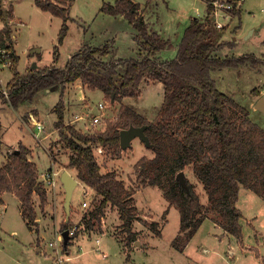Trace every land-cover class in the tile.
<instances>
[{
    "label": "rangeland",
    "instance_id": "374dc122",
    "mask_svg": "<svg viewBox=\"0 0 264 264\" xmlns=\"http://www.w3.org/2000/svg\"><path fill=\"white\" fill-rule=\"evenodd\" d=\"M14 1L15 16L21 19L13 26L17 36L13 45L20 56L17 70L21 74L26 73L29 66L38 68L55 63V46H58L60 52L56 62L58 66H64L70 56L84 44L100 46L113 40V52L106 60L139 55L133 26L122 16L101 11L105 2L114 3L116 0H76L70 9L67 35L61 43L59 31L64 22L62 17H56L50 11L38 7L36 0ZM134 1L144 7L140 8V12L151 23V27L160 30L164 38H171L176 43L181 40L183 30L192 17L204 18L207 15L205 0ZM10 4L7 3L6 6ZM223 10L227 12L228 9L223 7ZM238 10L240 14L236 15ZM219 12L218 20L224 23L219 32L220 41L225 44L217 55L226 57L253 53L264 58V0H244L241 7L229 9L231 16L226 12ZM10 19L7 15L11 26ZM4 23L2 21L0 26L3 27ZM33 49H40V54H35ZM176 52L175 48H167L159 55L162 59H167L174 57ZM12 77L10 65L0 61L2 86L5 87ZM212 77L221 90L248 109L250 119L264 128V112L254 107L255 100L264 95V65L223 67L213 70ZM141 88L142 94L139 97H126L124 103L133 105L156 122L164 99V86L143 82ZM60 94L59 88L51 91L44 89L35 95L33 101L25 100L15 104L0 101V163H6L8 154L13 151L25 146L28 153H31L29 147H32L35 149L34 161L38 163L40 172L55 168L60 175L57 176L56 194L45 190L48 196L45 206L50 204V210L46 213L45 207H41L40 197L34 194L37 215L48 217L46 230L40 229L41 233L27 226L21 214L20 199L11 192L3 194L4 202L0 204V264H264V199L244 186L240 189L238 201V207L243 211L241 244L208 217L185 251H179L172 246L173 238L180 232L181 214L176 206L169 207V201L158 186H146L139 179L136 163L142 156H154L153 149L140 137L132 139V147H126L118 161L112 159L114 155L111 150L102 148V152L101 146L95 148L101 170L117 171L126 185L135 189L134 208L137 215L133 230L138 232V239L131 244L134 251L126 252L116 240L121 239L123 245H126L127 234L115 206L109 204L101 221H95L91 227L83 221L84 214L92 207L95 191L82 180L74 189L70 215L66 214L62 172L69 170L74 177L78 180L79 178L76 170L67 167L70 149L63 142H59L60 136L55 124L58 116L54 110L60 101ZM86 94L85 100L80 90L76 96L71 94L70 101L66 99L64 124L73 125L78 131L94 134L105 129L106 122L115 118L122 102L112 103L101 89H87ZM63 100L65 104L64 97ZM83 105L88 106V112L79 119L78 126L70 120L78 116ZM30 113L36 114L45 126L42 131L34 125L35 116L27 123L24 122ZM97 114L102 119L97 124L89 123L92 116ZM44 138V141H39ZM50 151L55 162L51 160ZM184 172L199 193L202 204L207 206L208 194L192 166H188ZM85 190L87 195L84 194ZM84 200L88 202L87 206H83ZM166 209L169 211L167 216L164 215ZM66 222L71 226L79 225L78 236L65 249L61 247L62 242L59 240L61 248L54 249L50 243L58 241L59 231H64L63 224ZM154 222H157V229L162 231L161 236L152 228ZM35 224L36 220L33 226ZM97 240L100 241L99 244ZM40 243L42 248L38 250L37 245ZM232 248L235 250L233 258V254L229 252ZM249 248L254 251L246 252ZM59 252H62L61 256L67 263L57 260Z\"/></svg>",
    "mask_w": 264,
    "mask_h": 264
},
{
    "label": "trees",
    "instance_id": "16d2710c",
    "mask_svg": "<svg viewBox=\"0 0 264 264\" xmlns=\"http://www.w3.org/2000/svg\"><path fill=\"white\" fill-rule=\"evenodd\" d=\"M75 1L36 0L38 7L64 20L59 31L60 43L67 35L70 9ZM213 1L216 0L207 1L204 18H193L184 29L176 46L177 53L172 58L160 57L159 53L172 48L173 42L151 28L140 12L141 4L134 0H116L114 3L105 2L101 11L122 15L133 26L140 50L137 57L106 60L113 52V40L100 46L84 44L64 66H58L60 52L55 46V63L30 67L21 74L17 70L20 56L16 54L7 20L13 9L4 8V0H0V21L5 22L0 39L13 61L10 65L12 79L5 87L0 83V101L12 104L33 101L35 95L44 89H61L60 101L54 111L58 116L55 124L59 142L71 151L67 167L76 170L79 180L95 191L92 207L82 219L91 227L95 221H101L109 204L115 206L123 220L127 246L138 239V232L133 230L137 215L135 189L126 185L117 171L103 172L95 156V148L101 146L111 150L114 157H120L125 149L120 140L123 129L145 127L148 146L153 149L154 156L140 157L136 163L138 176L144 185L158 186L169 201V207L176 206L180 211V232L171 243L179 251L186 250L208 217L241 244L243 211L238 207L241 187L264 199V128L250 119L248 109L221 90L212 77L213 70L223 67L264 65V58L253 53L217 55L225 42L220 41V30L211 17ZM237 14H240L239 10ZM78 79L91 90L101 89L112 103H121L126 97H139L143 82H161L164 99L159 119L150 121L133 105L121 103L118 114L106 122L105 129L94 134L78 131L73 125L64 124L66 106L63 100L66 86ZM19 150V153L8 154L6 163L0 165V203L3 192H13L20 198L21 214L30 225L38 217L34 194L40 197L42 208L48 196L38 179L37 164L28 157V148L23 146ZM188 166H192L203 183L208 194L207 206L202 204L189 179L186 189L177 178L178 172ZM168 213L166 209L164 215ZM68 227V222L63 224V229ZM152 228L157 230L158 236L162 235L157 222ZM69 244L70 241L64 249Z\"/></svg>",
    "mask_w": 264,
    "mask_h": 264
},
{
    "label": "crops",
    "instance_id": "0c3cea01",
    "mask_svg": "<svg viewBox=\"0 0 264 264\" xmlns=\"http://www.w3.org/2000/svg\"><path fill=\"white\" fill-rule=\"evenodd\" d=\"M206 1H208V0H205V3H207ZM136 2V1H135ZM7 3H11L10 4V6H6L7 5ZM3 7L4 8H9V7H11L12 9H13V12H12V15L10 16V23L12 22V25L10 26L11 27V29H12V36L14 37V43L16 42V39H17V36H16V34H14V28H13V26H14V23L15 22H19L21 19H19V18H17L16 16H15V1L14 0H4V2H3ZM6 8V9H7ZM144 7L141 5V9H143ZM142 15H143V13H142ZM119 16H122V15H119ZM57 17V16H56ZM123 17V16H122ZM193 18H196V17H192L191 19H190V21L193 19ZM145 19H146V21H148V19L145 17ZM13 20V21H12ZM190 21H189V23H190ZM150 23V22H149ZM188 23V24H189ZM23 24V22L20 24V25H22ZM151 24V23H150ZM151 26V25H150ZM188 26V25H187ZM186 26V27H187ZM185 27V28H186ZM152 28V27H151ZM184 28V29H185ZM153 30H156V29H154V28H152ZM157 31V30H156ZM184 31V30H183ZM157 32H159L161 35H162V32L160 31V30H158ZM136 34V33H135ZM184 34V33H183ZM163 36V35H162ZM166 38H168V37H166ZM169 39H171V38H169ZM172 40V39H171ZM222 41V40H221ZM172 42H173V47L172 48H175L176 49V46H177V44L180 42V41H178L177 43L174 41V40H172ZM222 42H224V41H222ZM137 47L139 48V44L137 45ZM167 49H164L163 51H166ZM15 51H16V49H15ZM39 51H40V49H33V52L36 54V53H39ZM221 52V50L220 51H218L217 53H220ZM177 53V52H176ZM16 54H17V51H16ZM40 54V53H39ZM19 55V54H18ZM71 57V56H70ZM47 66V65H46ZM30 67V66H29ZM28 67V68H29ZM27 68V69H28ZM27 71V70H26ZM155 84H157V85H159V86H161V85H163L161 82H156ZM66 91H65V96H64V98H65V106H66V99H68L69 101L71 100V94L73 93L75 96L77 95V93H78V91L80 90V92H81V96H82V98L84 99V98H86L87 97V94H86V92H87V89H89V88H87V86L86 85H84L83 83H82V81L80 80V79H78V80H76L75 82H72V83H70V84H68L67 86H66ZM48 91H51V90H53V89H47ZM103 94L105 95V93L103 92ZM69 95V96H68ZM85 100V99H84ZM257 102H258V98H257V100H255V104H254V107H255V109H256V104H257ZM70 103V102H69ZM122 103H124V99L122 100ZM119 105V104H118ZM136 108V107H135ZM137 109V108H136ZM138 110V109H137ZM260 110V109H259ZM139 111V110H138ZM262 111V110H261ZM86 112H88V106H86V105H83L82 106V108H81V111H80V113L79 114H77L78 116H74V120H70V122H73V123H75V124H78L77 122L79 121V119H81V118H83L84 117V114H86ZM140 113H142L141 111H139ZM142 114H144V113H142ZM145 115V114H144ZM36 118H35V117ZM64 116H65V114H64ZM97 116H99V118L100 119H102V116L100 115V114H97V115H93L92 116V118L90 119V120H92L94 117H97ZM146 116V115H145ZM77 117V118H76ZM147 117V116H146ZM35 118V119H34ZM148 118V117H147ZM31 119H34V122H35V124L34 125H36V124H40L42 127H39L38 125H36V126H38V129L40 130V131H42L43 129H44V125L41 123V121H40V119L38 118V116L36 115V114H33V113H30L28 116H26L25 117V119H24V122H28L29 120H31ZM77 120V121H76ZM110 120H113V119H110ZM148 120H150L149 118H148ZM100 121V120H99ZM151 121V120H150ZM91 121H89V123H90ZM0 126H1V123H0ZM78 126H79V124H78ZM86 127V126H85ZM135 138V137H134ZM139 138V137H138ZM46 138H44V139H39V141L41 142V141H44ZM140 139V138H139ZM133 140L131 139V141H130V145H129V147L128 148H130V146L132 147V145H133ZM29 147V146H28ZM30 148V150H31V153H29V155H28V157H29V159L31 160V161H34V152H35V149L34 148H32V147H29ZM102 148H104V147H102ZM105 149V148H104ZM126 150L124 149L123 150V153L125 152ZM70 153H71V151L69 152V154L68 155H70ZM50 156L52 155L51 154V151H50ZM53 156V155H52ZM51 156V160L53 161V162H55V160H54V158ZM123 156V155H122ZM114 161H118V160H120L121 159V157H114V158H112ZM36 164H37V167H38V163L36 162V161H34ZM5 163V162H4ZM4 163H0V165H3ZM38 173H41L40 172V170H39V167H38ZM40 180V179H39ZM79 181V184L81 183L80 182V180H78ZM10 192V191H9ZM9 192H3L2 193V195H1V198H2V202L1 203H3L4 202V198L2 197L3 196V194L4 193H9ZM11 194H13V195H15L13 192H11ZM16 196V195H15ZM17 197V196H16ZM34 197V196H33ZM19 198V197H18ZM35 198V197H34ZM20 199V198H19ZM20 202H21V200H20ZM0 203V204H1ZM71 205H72V203H71ZM49 207H50V204L48 203L46 206H45V213H46V211L47 210H50L49 209ZM20 208H21V203H20ZM22 210V209H21ZM58 216V215H57ZM104 217V216H103ZM24 220L26 221V223H27V226H29V228L31 229V230H36L37 232H40V229H42V230H46L45 229V223H46V221L48 220V217L46 216V217H42L41 215L40 216H38V218L36 219V224H35V226H33V224H28V221H27V219H25L24 218ZM41 233V232H40ZM231 235V234H230ZM40 240V239H39ZM117 241H119L120 242V245H121V247L126 251V252H131V251H134V249H132L131 248V246H127V245H123V241H121V239H116ZM69 241H73L72 239H70ZM98 244H99V242H97ZM38 246V250H40V248H42V243H40V245H37ZM63 247H64V242H63ZM249 250H251V251H254L253 249H251V248H249V249H247L246 250V252H249ZM69 252V251H68ZM229 252H231V254H233V256H232V258L234 257V255H235V250H233V248L229 251ZM245 252V250H243V253ZM70 253V252H69ZM258 256V255H257ZM63 258V257H62ZM64 263H67V261H64Z\"/></svg>",
    "mask_w": 264,
    "mask_h": 264
},
{
    "label": "built area",
    "instance_id": "2783aa9c",
    "mask_svg": "<svg viewBox=\"0 0 264 264\" xmlns=\"http://www.w3.org/2000/svg\"><path fill=\"white\" fill-rule=\"evenodd\" d=\"M243 1L244 0H232V1L231 0H227V1L216 0V1H213L214 9L211 12L212 13L211 17H212L213 22H214V24L218 30H220L221 27H224V23H222V21L218 20V15L220 13L219 11L225 13L226 11L223 10V7H224L226 9H228L226 13H228L231 16V14L229 13V9L241 7ZM0 24H1V21H0ZM1 29H2V27L0 26V30ZM0 61H4L5 63H7L9 65H11L13 62L12 58L10 57L9 50L6 47L4 48V46L2 45L1 39H0ZM99 105L101 107L103 106L101 103ZM99 120H100L99 116L94 117L91 120V123L97 124V122ZM36 125H38L39 127H42L40 124H36ZM100 151L103 152L102 147L100 148ZM57 176H60V175L58 174V171L55 170V168H49L40 174V181L43 184V187L47 192L52 191V192H55V194H56L55 188H57V185H58ZM55 194H52V195L55 196ZM84 194L85 195L88 194L87 190H85ZM87 205H88V202L86 200H84L83 206H87ZM68 221H70V218L68 219ZM78 228H79V225L71 226L70 224H69V227L66 228L70 234V239L74 240L76 238L75 235H77ZM59 232H60V235L58 236V241L50 243L52 246H54V249L55 248L59 249L61 247L63 248V242H64L63 231H59ZM59 240H61L60 242H62L61 247L59 246ZM97 242H100V241L97 240ZM61 254H62V252L58 253L57 260H59L60 262H64V259L62 258Z\"/></svg>",
    "mask_w": 264,
    "mask_h": 264
},
{
    "label": "water",
    "instance_id": "95a60500",
    "mask_svg": "<svg viewBox=\"0 0 264 264\" xmlns=\"http://www.w3.org/2000/svg\"><path fill=\"white\" fill-rule=\"evenodd\" d=\"M256 109H260L264 112V95L260 96L258 98V102L256 104ZM144 126H133L129 129H123L121 130L120 133V140H121V146L123 148H126L130 145L131 139L134 137H140L142 140H145V142L149 143V140L147 136L144 133ZM16 153H19V150H15ZM178 180L182 183V185L188 189V183H187V177L185 175L184 171H180L177 174ZM62 182L64 183V188H65V202L64 206L66 209V214L70 215V210H71V203L73 199V192L76 186L79 184V181L76 177H74L69 170H64L62 172ZM69 219V218H68ZM63 238H64V245L68 244L70 240V234L67 229H64L63 231Z\"/></svg>",
    "mask_w": 264,
    "mask_h": 264
}]
</instances>
